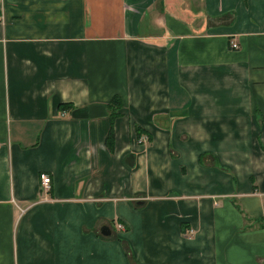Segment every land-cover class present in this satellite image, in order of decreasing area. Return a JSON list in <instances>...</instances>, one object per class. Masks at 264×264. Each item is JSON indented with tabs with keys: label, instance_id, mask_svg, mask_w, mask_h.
<instances>
[{
	"label": "crops",
	"instance_id": "obj_1",
	"mask_svg": "<svg viewBox=\"0 0 264 264\" xmlns=\"http://www.w3.org/2000/svg\"><path fill=\"white\" fill-rule=\"evenodd\" d=\"M0 264H264V0H0Z\"/></svg>",
	"mask_w": 264,
	"mask_h": 264
},
{
	"label": "built area",
	"instance_id": "obj_2",
	"mask_svg": "<svg viewBox=\"0 0 264 264\" xmlns=\"http://www.w3.org/2000/svg\"><path fill=\"white\" fill-rule=\"evenodd\" d=\"M232 49H238V45L236 43L231 44ZM52 180L48 174H41L40 175V185L43 191L48 192L51 187ZM120 229H124L122 225H119ZM194 230H189L187 232V237L189 239L194 237Z\"/></svg>",
	"mask_w": 264,
	"mask_h": 264
},
{
	"label": "water",
	"instance_id": "obj_3",
	"mask_svg": "<svg viewBox=\"0 0 264 264\" xmlns=\"http://www.w3.org/2000/svg\"><path fill=\"white\" fill-rule=\"evenodd\" d=\"M142 204H143V202L142 201H139V202H137L136 205L140 206ZM102 234L105 235V236H109L111 234V231H110V229L108 227H104L102 229Z\"/></svg>",
	"mask_w": 264,
	"mask_h": 264
},
{
	"label": "trees",
	"instance_id": "obj_4",
	"mask_svg": "<svg viewBox=\"0 0 264 264\" xmlns=\"http://www.w3.org/2000/svg\"><path fill=\"white\" fill-rule=\"evenodd\" d=\"M119 104H121L120 99L119 98H114L113 102H111L110 105L114 106V108H117V107L120 106Z\"/></svg>",
	"mask_w": 264,
	"mask_h": 264
}]
</instances>
